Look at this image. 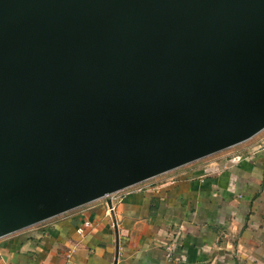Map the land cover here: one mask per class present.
Returning a JSON list of instances; mask_svg holds the SVG:
<instances>
[{"label":"water","instance_id":"1","mask_svg":"<svg viewBox=\"0 0 264 264\" xmlns=\"http://www.w3.org/2000/svg\"><path fill=\"white\" fill-rule=\"evenodd\" d=\"M264 131V0H0V237Z\"/></svg>","mask_w":264,"mask_h":264},{"label":"crops","instance_id":"2","mask_svg":"<svg viewBox=\"0 0 264 264\" xmlns=\"http://www.w3.org/2000/svg\"><path fill=\"white\" fill-rule=\"evenodd\" d=\"M263 140L0 237V264H264Z\"/></svg>","mask_w":264,"mask_h":264},{"label":"built area","instance_id":"3","mask_svg":"<svg viewBox=\"0 0 264 264\" xmlns=\"http://www.w3.org/2000/svg\"><path fill=\"white\" fill-rule=\"evenodd\" d=\"M258 148H264V140L259 144V146H258ZM136 186H138V185H136ZM136 186H134V187H136ZM131 188H133V187H131ZM130 189V188H129ZM117 194V193H116ZM115 195V194H114ZM113 196V195H112ZM89 205V204H88ZM87 206V205H86ZM85 207V206H84ZM107 207H108V205H107ZM113 210H114V206L112 205V208H109L108 207V211L109 212H113ZM87 225H90L89 223H87ZM169 250V252L170 251H172V249L171 248H169L168 249ZM169 255H170V253H169Z\"/></svg>","mask_w":264,"mask_h":264},{"label":"rangeland","instance_id":"4","mask_svg":"<svg viewBox=\"0 0 264 264\" xmlns=\"http://www.w3.org/2000/svg\"><path fill=\"white\" fill-rule=\"evenodd\" d=\"M226 151H227V150H226ZM221 153H222V152H221ZM213 156H214V155H213ZM208 158H209V157H208ZM208 158H206V159H208ZM206 159H205V160H206ZM203 160H204V159H203ZM203 160H201V161H203ZM198 162H200V161H198ZM65 214H67V213H65Z\"/></svg>","mask_w":264,"mask_h":264}]
</instances>
